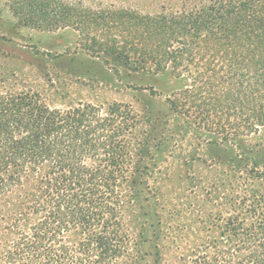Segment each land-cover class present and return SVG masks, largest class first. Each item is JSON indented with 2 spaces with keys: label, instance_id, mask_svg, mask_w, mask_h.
Masks as SVG:
<instances>
[{
  "label": "trees",
  "instance_id": "1",
  "mask_svg": "<svg viewBox=\"0 0 264 264\" xmlns=\"http://www.w3.org/2000/svg\"><path fill=\"white\" fill-rule=\"evenodd\" d=\"M5 1L20 26L45 32L87 36L106 17L80 0ZM182 8L161 24L141 20L165 38L155 55H140V70L152 63L154 81L169 67L186 75L188 87L167 100L170 111L207 133L210 148L234 152L221 162L230 171L216 190L220 248L202 263L264 264V173L242 166L248 175H237L247 138L264 130V0ZM121 114L116 104L102 116L88 104L64 110L24 94L0 96V264H124L140 147L124 163V150L113 146L128 131Z\"/></svg>",
  "mask_w": 264,
  "mask_h": 264
},
{
  "label": "rangeland",
  "instance_id": "2",
  "mask_svg": "<svg viewBox=\"0 0 264 264\" xmlns=\"http://www.w3.org/2000/svg\"><path fill=\"white\" fill-rule=\"evenodd\" d=\"M80 1L106 14L104 22L88 26L87 36L72 28L20 26L0 0V96L24 94L64 110L88 104L102 116L119 105L128 131L113 146L124 150V163L140 147L138 203L126 214L124 264H203L220 248L224 220L216 190L222 171H230L221 162L234 152L210 148L207 133L170 111L167 100L188 87L186 75L169 67L154 81L147 71L152 63L140 70V55H155L165 38L156 29L147 37L140 23L147 17L149 25L167 22L196 0ZM239 158L238 176L248 175L242 166L264 173V130L247 138Z\"/></svg>",
  "mask_w": 264,
  "mask_h": 264
}]
</instances>
